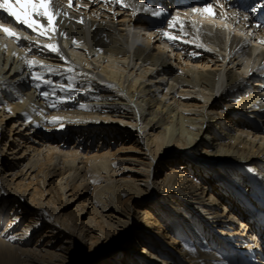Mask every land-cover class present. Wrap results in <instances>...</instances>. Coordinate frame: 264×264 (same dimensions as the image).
I'll return each instance as SVG.
<instances>
[{
    "label": "bare ground",
    "instance_id": "1",
    "mask_svg": "<svg viewBox=\"0 0 264 264\" xmlns=\"http://www.w3.org/2000/svg\"><path fill=\"white\" fill-rule=\"evenodd\" d=\"M123 4L0 9V264H264V0Z\"/></svg>",
    "mask_w": 264,
    "mask_h": 264
},
{
    "label": "snow or ice",
    "instance_id": "2",
    "mask_svg": "<svg viewBox=\"0 0 264 264\" xmlns=\"http://www.w3.org/2000/svg\"><path fill=\"white\" fill-rule=\"evenodd\" d=\"M116 2L121 3L124 7L128 6L126 4H123V0H116ZM25 6H27L26 9H25ZM69 6H71V0H69ZM0 9H3V11L6 12L10 17L15 18L13 20V23L18 22L20 25H25L28 29H31L33 32H36L38 35H47L49 31H56V28L54 27V21L56 20L57 15H59V13H57L55 11V8L53 7V0H0ZM144 10L151 11L152 14L156 16L163 14L162 11L159 9H156L153 11L152 9L145 7ZM253 10L255 11L256 9L254 8ZM193 11L197 12L201 10L193 8ZM202 12L208 13V14H215L212 10L211 3L206 4L204 8L202 9ZM64 15H66V13H64ZM33 16L38 17V18H43L46 20V26L41 25V27L44 28L43 32H39L38 29L35 27L34 22L32 20ZM82 22L83 21L81 20V23ZM171 26H172L171 22H169V27ZM0 31H3L9 37H15L17 40L20 39L17 33H15L12 29L8 27H5L4 24H0ZM163 35L167 36L168 39L174 42L178 39L177 36L169 35V33L167 32H164ZM261 42L264 43V41H261ZM44 47L50 49L53 52L58 51V46L55 44L46 45ZM38 63H39L38 61H29L30 66L34 64H38ZM40 66L45 67V68L49 67L47 65H42V64ZM68 71L71 72L72 69H68ZM45 83L51 84L52 82L45 81ZM37 87H39V85H37ZM42 95L47 97L49 94L42 93ZM53 119L55 120L56 118H53Z\"/></svg>",
    "mask_w": 264,
    "mask_h": 264
},
{
    "label": "rangeland",
    "instance_id": "3",
    "mask_svg": "<svg viewBox=\"0 0 264 264\" xmlns=\"http://www.w3.org/2000/svg\"><path fill=\"white\" fill-rule=\"evenodd\" d=\"M135 31H136V30H135ZM141 37H142V36H141ZM144 37H145V35H144ZM144 37H142V38H144ZM152 41H153V40H151V43H152ZM177 159H180V158H177ZM151 211H152L155 215L158 214V213L156 212L155 208H152Z\"/></svg>",
    "mask_w": 264,
    "mask_h": 264
}]
</instances>
